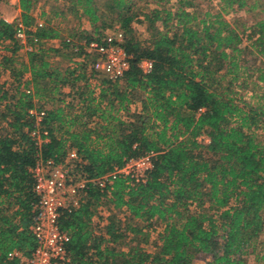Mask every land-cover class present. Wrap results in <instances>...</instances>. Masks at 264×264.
<instances>
[{
  "label": "trees",
  "instance_id": "1",
  "mask_svg": "<svg viewBox=\"0 0 264 264\" xmlns=\"http://www.w3.org/2000/svg\"><path fill=\"white\" fill-rule=\"evenodd\" d=\"M36 1L19 0L33 46L25 60L17 58L15 24L0 14V76L11 79V88L0 81V264H17L8 253L36 246L29 168L70 148L87 177L153 156L142 178L115 177L109 199L88 183L84 201L60 214L68 264H249L251 256L264 264V0H215L217 8L204 9L197 0H64L63 11L53 7L45 18L44 10L34 13ZM240 10L254 13L250 23L226 17ZM67 13L86 17L89 29L61 35L53 18ZM116 26L129 67L120 79L100 75L92 85L94 71L75 59L80 41ZM53 38L59 46L45 47ZM143 59L151 61L147 73ZM55 99L40 121L48 140L37 145L28 110ZM103 203L109 213L99 227L92 218Z\"/></svg>",
  "mask_w": 264,
  "mask_h": 264
},
{
  "label": "built area",
  "instance_id": "2",
  "mask_svg": "<svg viewBox=\"0 0 264 264\" xmlns=\"http://www.w3.org/2000/svg\"><path fill=\"white\" fill-rule=\"evenodd\" d=\"M2 1L17 6L16 9L19 8V0ZM10 22L15 24V37L21 43L20 48L24 52L31 50L33 46L26 40L20 17ZM41 22L39 21V24ZM122 42L123 34L118 27L111 33H105L98 40L80 41L81 61L87 63L94 71V75L89 79L92 85L100 75L112 80L120 79L128 69L130 55L124 49ZM139 66L144 73H147L151 68V61L143 59ZM45 110V108L38 110L35 107L28 110V113L34 116L37 125L29 135L37 145L48 140L46 130H42L40 126ZM198 139L208 141L205 134L200 135ZM152 156L151 152L130 158L123 166L114 167L110 172L98 177H87L76 170V165L80 160L74 148L68 149L65 156L58 161L53 158L39 157L29 168L34 181L33 191L37 197L34 205L36 214L31 226L36 246L28 255L19 250H13L8 253V257L16 259L17 264H68L70 259L67 250L69 234L59 227L60 214L76 209L84 201L88 183L99 187L104 195L103 199H109L113 179L118 175H129L135 179L142 178L152 167Z\"/></svg>",
  "mask_w": 264,
  "mask_h": 264
},
{
  "label": "rangeland",
  "instance_id": "3",
  "mask_svg": "<svg viewBox=\"0 0 264 264\" xmlns=\"http://www.w3.org/2000/svg\"><path fill=\"white\" fill-rule=\"evenodd\" d=\"M198 3H200V7H202L203 9L206 8L207 6H209V4L211 3L212 7H215L217 8V4H216V1L215 0H197ZM67 3L64 2V0H37L35 3H34V7H33V11L35 14H37L36 12L39 13V11H41L42 9H45L46 10V14L44 16L45 17H51L52 14L50 13L51 12V8L53 7H56V9L60 12V11H63L66 7H67ZM17 6L11 4V3H8V2H5V1H2L0 0V14L3 18L7 19L8 21H13L15 18L17 17H20V10L16 9ZM50 13V14H49ZM235 15H238V16H241L243 18H245L249 23L252 21V19L254 18V13L253 12H245L244 10H240L236 13H229L226 15V17L230 20L233 16ZM53 22L54 23H57L59 24V28L61 30V35L63 36H67V34L69 33L70 30L72 29H89V22L88 20L86 19V17H81L80 19H77L76 17H74L73 15L67 13L63 16H58L56 18H53ZM134 28L136 29L137 33L140 35V37H143L145 35V31H144V26L142 24H139V23H134ZM117 27V26H116ZM115 27V28H116ZM115 28H108L105 30V33H111L115 30ZM60 42V39L57 40L56 42ZM19 44L20 41L18 40ZM56 42H45L44 43V46L45 47H53L52 45H56L55 43ZM17 58L18 60H25V54H24V51L20 48L19 52H18V55H17ZM55 61H57L58 64H64V65H61V66H65V65H68L66 62V59L62 58L61 56H56L54 58H52ZM77 61H81V57H77L75 58ZM89 68V67H88ZM0 81L1 82H4L5 83V86L8 87V88H11L10 87V84H11V79L9 78L8 74L7 73H3L1 76H0ZM63 91V90H62ZM63 93L65 94V92L63 91ZM56 97H61L62 96H56ZM65 101H69L70 100V97L69 96H65L64 98ZM57 102V100H51V101H40L38 103H36V105L34 106L35 108H49L50 105L52 103H55ZM3 127L5 128L6 127V123L5 122H0V131H3ZM202 142H205L204 140H201ZM109 213V207H108V204L107 203H103L101 205H99L97 207V213L93 216L92 218V221L93 223L99 227H101L102 225H104L106 223V217ZM119 216L121 218L124 217V213L121 212L119 213ZM161 230V226L160 225H157L155 226V228H152L149 230L150 232V239L151 241L155 239L156 235H157V232H159ZM147 249L151 250L153 247H152V243L148 244L145 246ZM249 264H256L254 262V259L253 257H249ZM202 260L200 259H196L193 261V264H202Z\"/></svg>",
  "mask_w": 264,
  "mask_h": 264
},
{
  "label": "crops",
  "instance_id": "4",
  "mask_svg": "<svg viewBox=\"0 0 264 264\" xmlns=\"http://www.w3.org/2000/svg\"><path fill=\"white\" fill-rule=\"evenodd\" d=\"M18 10H20L19 8H18ZM42 10H44V11H46L45 9H42ZM41 10V11H42ZM41 11H39V13L41 12ZM37 14H39L38 12H36ZM47 13V12H46ZM57 40H59V38H53V39H49V40H47L46 41V43L47 42H56ZM56 45H52V46H54V47H58L59 46V44H60V42L58 41V42H56L55 43ZM56 62V61H55ZM60 66L61 65H64V64H59ZM63 91L65 92V94H67L68 93V91H69V89L68 88H64L63 89ZM130 108H131V110H139L140 109V106H139V104H137V103H132L131 105H130Z\"/></svg>",
  "mask_w": 264,
  "mask_h": 264
}]
</instances>
